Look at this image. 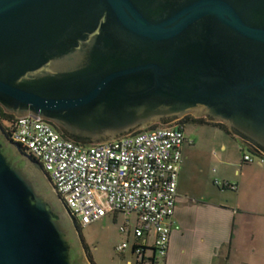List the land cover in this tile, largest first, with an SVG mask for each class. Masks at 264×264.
<instances>
[{
  "label": "water",
  "instance_id": "1",
  "mask_svg": "<svg viewBox=\"0 0 264 264\" xmlns=\"http://www.w3.org/2000/svg\"><path fill=\"white\" fill-rule=\"evenodd\" d=\"M0 105L86 143L192 113L264 149V0H0ZM73 219L0 122V264H93Z\"/></svg>",
  "mask_w": 264,
  "mask_h": 264
},
{
  "label": "built area",
  "instance_id": "2",
  "mask_svg": "<svg viewBox=\"0 0 264 264\" xmlns=\"http://www.w3.org/2000/svg\"><path fill=\"white\" fill-rule=\"evenodd\" d=\"M6 125L10 138L41 162L81 226L112 212L135 213L137 238L156 233L151 264H166L186 141L184 125L178 122L88 144L64 137L51 121L33 114L16 116ZM255 151V157L245 154V160L264 162V151L259 147ZM215 182L235 188L226 181ZM130 228L128 220L121 230ZM127 246L123 242L117 250L123 252ZM133 250L145 259L142 243H135Z\"/></svg>",
  "mask_w": 264,
  "mask_h": 264
},
{
  "label": "crops",
  "instance_id": "3",
  "mask_svg": "<svg viewBox=\"0 0 264 264\" xmlns=\"http://www.w3.org/2000/svg\"><path fill=\"white\" fill-rule=\"evenodd\" d=\"M214 127L227 135L220 151L189 149L186 135L165 262L264 264V162L245 160V154L256 153L255 143ZM217 179L235 188L218 185ZM155 236L151 231L136 237L133 246L142 243L146 255L140 260L132 247L137 264H151L155 258Z\"/></svg>",
  "mask_w": 264,
  "mask_h": 264
},
{
  "label": "rangeland",
  "instance_id": "4",
  "mask_svg": "<svg viewBox=\"0 0 264 264\" xmlns=\"http://www.w3.org/2000/svg\"><path fill=\"white\" fill-rule=\"evenodd\" d=\"M204 118L211 121L207 117ZM178 122L181 123L180 121L161 123L160 127L173 126ZM214 122H187L185 124V133L189 143L186 147L195 149L198 146H202L214 149V151H220V145L227 138V135L221 129L215 128L214 126L218 125H214ZM257 160L258 158L255 161ZM128 220L131 222L130 231L122 232L121 227ZM137 223V214H126L119 211L117 213L112 212L99 221L81 226L79 230L84 242L89 247L86 252L88 256L89 252L92 256L93 260L89 256L91 262L94 261L95 264H128V260L131 259L133 264H137L136 257L132 253L133 243L136 240L135 227ZM123 242H127L128 246L125 247L123 252H120L117 250V246Z\"/></svg>",
  "mask_w": 264,
  "mask_h": 264
},
{
  "label": "trees",
  "instance_id": "5",
  "mask_svg": "<svg viewBox=\"0 0 264 264\" xmlns=\"http://www.w3.org/2000/svg\"><path fill=\"white\" fill-rule=\"evenodd\" d=\"M16 119V115L15 114H13V113H9V112H7L4 108H3V106H1L0 105V122L3 124V126H5V128L7 129V134L9 135L10 134V130L8 129V126L6 125V123L8 122V121H14ZM180 124H182V125H184L185 126V124L187 123V122H199V123H205V122H211V121H208L207 119H205L204 117H195V116H193V115H187V116H185L184 118H182L181 120H180ZM52 124L60 131V133L64 136V137H66V138H70V139H72L71 137H69V135H67L65 132H63L56 124H54L53 122H52ZM163 124V123H162ZM165 124V123H164ZM160 125H161V123H155V124H153V125H151V126H149V127H147V128H144V129H140V130H138V131H141V130H149V129H154V128H157V127H160ZM214 125H218V126H220L221 128H223L225 131H227L228 133H231V130H230V128L228 127V125L227 124H225V123H222V122H214ZM73 140H75L76 142H81V143H84V144H88V143H86L85 141H79L78 139H73ZM259 146V145H258ZM259 148H261V149H263L262 147H259ZM264 150V149H263ZM79 228L81 229V225H79ZM86 244V248L89 250V247H88V245H87V243H85ZM89 256H90V258L92 259V256H91V254H90V252H89ZM93 260V259H92ZM94 262V261H93ZM94 264H95V262H94Z\"/></svg>",
  "mask_w": 264,
  "mask_h": 264
},
{
  "label": "flooded vegetation",
  "instance_id": "6",
  "mask_svg": "<svg viewBox=\"0 0 264 264\" xmlns=\"http://www.w3.org/2000/svg\"><path fill=\"white\" fill-rule=\"evenodd\" d=\"M187 115H193V116H195V117H206V116H196V115H194V114H192V113H189V114H186V115H184V116H182V117H180V118H174V119H171V120H169L168 122H165V123H169V122H176V121H180L182 118H184L185 116H187ZM212 121V120H211ZM215 122H217V121H215ZM23 152H25L24 150H23ZM73 221H74V224L77 226V228H79V222L76 220V219H73ZM80 229V228H79ZM81 240H82V244L84 245V247L86 248V244H85V242H84V240H83V238L81 237ZM86 250H87V248H86Z\"/></svg>",
  "mask_w": 264,
  "mask_h": 264
}]
</instances>
